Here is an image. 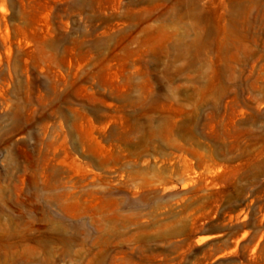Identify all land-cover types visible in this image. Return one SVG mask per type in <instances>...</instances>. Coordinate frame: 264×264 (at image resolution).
Returning <instances> with one entry per match:
<instances>
[{
	"label": "rangeland",
	"instance_id": "rangeland-1",
	"mask_svg": "<svg viewBox=\"0 0 264 264\" xmlns=\"http://www.w3.org/2000/svg\"><path fill=\"white\" fill-rule=\"evenodd\" d=\"M130 1L0 0L1 261L264 264V0Z\"/></svg>",
	"mask_w": 264,
	"mask_h": 264
},
{
	"label": "bare ground",
	"instance_id": "bare-ground-1",
	"mask_svg": "<svg viewBox=\"0 0 264 264\" xmlns=\"http://www.w3.org/2000/svg\"><path fill=\"white\" fill-rule=\"evenodd\" d=\"M169 2L168 10L166 12L167 15L165 16H157L156 19L159 20L160 22L163 21H168V22H175L177 20H181L183 17L185 16H190L193 19V22H202L203 19L201 18V16L198 13V8H197V2L196 0H159V2ZM138 2H151V0H131L130 4L134 5ZM159 5V3H156L154 7H157ZM148 19L147 14H143L141 16V21H146ZM188 31L189 28L188 26L184 27V30L182 32H180L179 34H173L172 35V46L174 48H177V46L180 43H183L184 41V37L186 35H188ZM198 39H202V42L204 41L205 38H203V35L200 34H195V38L193 40H198ZM191 40V44L194 43V41ZM193 41V42H192ZM204 44V43H203ZM202 44V45H203ZM190 45V44H189ZM168 55H172L174 57H176V55L170 54V51H167ZM0 264H3V262L1 261V257H0ZM9 264H15V260H12L11 263Z\"/></svg>",
	"mask_w": 264,
	"mask_h": 264
}]
</instances>
